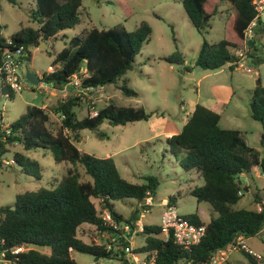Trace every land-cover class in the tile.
Returning a JSON list of instances; mask_svg holds the SVG:
<instances>
[{
	"label": "trees",
	"instance_id": "trees-1",
	"mask_svg": "<svg viewBox=\"0 0 264 264\" xmlns=\"http://www.w3.org/2000/svg\"><path fill=\"white\" fill-rule=\"evenodd\" d=\"M180 1L191 23L203 37L211 17L220 7L227 5L230 8L224 19L223 38L213 43L203 39L194 64L205 70H217L228 64L229 69L234 70L238 62L234 52L243 48V31L256 15L253 0ZM81 2L35 0V8L31 12L35 27H21L9 38L0 34V63L6 49L14 50L19 46L23 47L25 54L22 63L30 60V47H37L40 42L54 39L61 31L74 28L81 21ZM257 29L264 34V20L260 17L257 18L254 33ZM150 33L151 27L146 21H141L132 31L121 24L107 29L95 26L84 28L56 53L50 66L56 69L43 72L39 82L61 89L72 75L84 69L82 87L115 84L132 68L135 56ZM254 33L251 43H247L246 57L253 56ZM163 59L170 64H184V58L178 51ZM263 60V57L254 56L252 61L258 64ZM120 88L126 95H136L125 82ZM5 94L9 98L14 96L11 89ZM80 103L81 95L72 93L51 106L50 111L61 116L56 133L48 126L49 111L35 105H28L9 125V134L3 140L0 133V155L8 151V144L19 143L25 150L48 149L55 162L66 161L72 165L50 188L40 187L17 193L12 207L0 206L2 247L10 250L23 245L26 248L16 255L7 254L17 264H76L72 251L89 253L95 259L112 257L103 244L83 240L82 236L86 233L83 225L99 231L107 230L100 218L102 209H107L117 223L138 220L139 207L124 217L115 210L113 202L129 198L140 203L152 196L156 188L154 177H146L144 183L129 182L120 175L112 157H96L75 145L82 129L95 130L104 121L111 125H124L148 120L153 112H147L141 106H121L109 101L97 110L95 116L78 118L74 108ZM249 109L251 118L262 125L259 139L261 155L242 140L239 130L219 126L218 111L199 103H196L178 133L165 138L175 155L177 151L184 150L179 161L182 169L194 170L203 178V184L192 188L190 194L197 202L207 203L215 215L206 223L197 212L183 216L192 223L205 225L201 241L190 248L177 244L172 234L164 239L158 224H144L141 234L145 242L135 250L155 251L154 264H174L182 259L189 260L190 264H209L213 253L235 244V237L242 235L249 238L264 228V202L260 211L234 207L241 197L237 194L238 190L243 193L240 175L249 174L252 167L257 166L264 177V85L259 76L256 77ZM12 159L27 175L36 179L41 177L36 160L16 151ZM173 199L170 196L168 202L173 204ZM97 200L99 207L95 203ZM254 201L257 202L255 198ZM241 252L247 258L246 264H262L245 251Z\"/></svg>",
	"mask_w": 264,
	"mask_h": 264
},
{
	"label": "rangeland",
	"instance_id": "rangeland-1",
	"mask_svg": "<svg viewBox=\"0 0 264 264\" xmlns=\"http://www.w3.org/2000/svg\"><path fill=\"white\" fill-rule=\"evenodd\" d=\"M13 1L0 0V34L5 38H9L21 27L36 26L31 17L35 0ZM80 11L81 21L74 28L65 29L54 39L47 40L45 48H29L30 60L22 63L21 76H25V69L35 72L39 77L48 71L56 53L84 28L95 26L107 29L121 24L126 30L132 31L141 21H146L151 27V33L135 56L131 69L118 78L115 84H108L102 90L90 93L74 91L73 94L81 95L80 105L74 108L77 117L88 115L92 108L89 95L92 94V97L96 98L93 105L95 110L113 101L121 106H141L145 111L153 112L150 116L152 119L167 117L181 124L194 101L206 107L217 103L214 86L224 85L230 92L218 106L219 126L239 130L242 140L262 154L259 144L262 125L251 118L249 109L256 77L259 76L264 85V60L258 64L252 61L254 56L264 58V34L259 29L254 33V47L251 48L253 56L246 57L242 62V66L250 68L251 72L240 67L230 70L228 64L217 70H205L196 66L195 60L203 39L213 43L223 38L225 15L230 11L227 5H222L211 17L204 37L191 23L180 0H82ZM174 51L182 54L184 64H170L163 59ZM186 67L189 69L186 70ZM81 75L83 72H80ZM124 82L136 95L123 93L120 85ZM9 90L0 76V115L5 126L14 122L28 105H44L49 111L48 126L53 132L58 131L61 116L50 109L57 101L67 97L68 92L60 94L58 89H50L44 82L33 85L28 81H25V87L14 93L12 98L6 97L5 93ZM220 96L223 98V94ZM152 126L149 119L124 125H111L104 121L95 130L82 129L75 145L79 150L96 157H112L120 175L129 182L144 183L148 176L157 180L150 200L147 197L139 203L126 198L113 202L115 210L124 217H128L131 211L139 207L140 223L159 224L163 203L173 196V204L178 214L185 216L197 212L203 222H208L215 213L207 203L197 202L190 194L192 188L203 184V178L194 170L182 169L179 161L184 150L177 151L176 155L172 153L165 137H151L152 131H155ZM7 149L2 159L11 160L15 151L20 152L39 163L41 177L36 179L27 175L14 163L1 164L0 206L12 207L17 193L33 191L40 187L50 188L66 174L69 167H72L66 161L55 162L48 149L25 150L19 143L8 144ZM256 167L253 166L249 174L240 175L243 195L234 205L235 208L257 210L258 204L262 207L264 177ZM248 179L250 188L247 186ZM245 187L248 189L245 190ZM254 198L260 203L255 202ZM95 203L99 207L98 200ZM84 228V241L103 242V232L92 226L85 225ZM133 241V246L139 248L144 244L145 237L139 233L133 237ZM244 241L262 257L260 262L264 264V228L259 234L245 238ZM226 254L232 264L247 262L246 256L238 249H228ZM143 255V251L137 252L139 258ZM71 256L76 264L95 260L91 254L84 252L72 251ZM99 261L103 264H128L114 256L101 258Z\"/></svg>",
	"mask_w": 264,
	"mask_h": 264
},
{
	"label": "built area",
	"instance_id": "built-area-1",
	"mask_svg": "<svg viewBox=\"0 0 264 264\" xmlns=\"http://www.w3.org/2000/svg\"><path fill=\"white\" fill-rule=\"evenodd\" d=\"M254 7L256 10V15L253 20L248 24V26L243 31V41L244 46L241 49L236 50L234 53L238 59L237 67L244 69L247 72L252 70L248 67H243L242 62L246 59L247 43L251 39L254 33V26L256 25L257 18H262L264 16V0H253ZM23 47L19 46L14 50L6 49L3 53V58L0 63V75L4 83L14 92H20L25 87V76L20 73V67L22 65V57L24 56ZM58 67V66H57ZM56 67H50L49 71L52 72ZM80 72L83 75L80 76ZM41 76V75H40ZM84 76V69H81L77 74L72 75L69 78V82L66 85L72 86L75 93L83 92L90 93L93 91H99L104 88V86L96 87H82L81 77ZM39 77V76H38ZM40 83V82H39ZM74 93V92H73ZM77 95V94H76ZM6 97H8L6 95ZM92 108L88 111L89 116H95L97 110L93 108L96 98L89 95ZM0 133H2V140L5 136L9 134V126H5L2 122V116L0 115ZM3 155H0V165L6 164L10 165L14 163V160L2 159ZM237 194L242 196V190H238ZM147 198V197H146ZM151 199V196H148ZM150 203V202H149ZM257 210L260 211L261 207L258 204ZM100 218L103 225L107 228L105 231H101L102 236H104L103 242H96L98 244H103L106 251L110 252L112 256L123 258L128 264H154L156 252L155 251H143L144 255L142 258L137 256L135 247L133 246V237L141 233L144 229V224L139 222V219L134 222L122 221L117 223L111 213L107 209H102L100 212ZM159 227L161 235L164 239H167L170 234L174 237L177 244L184 248H190L197 245L205 233L204 224H195L185 219L182 215L178 214L174 204L165 201L163 203V210L160 215ZM242 235L235 237V244H229L226 248L220 249L213 253L210 258L209 264H223L226 262V250H243L246 253L253 256L256 260L260 261L262 257L250 249ZM3 240L0 239V264H17L15 259L8 257L7 254L16 255L26 248L22 246L14 247L10 250L3 248ZM100 259H95L94 261L87 262L85 264H103L99 261ZM174 264H190L189 260L182 259Z\"/></svg>",
	"mask_w": 264,
	"mask_h": 264
},
{
	"label": "crops",
	"instance_id": "crops-1",
	"mask_svg": "<svg viewBox=\"0 0 264 264\" xmlns=\"http://www.w3.org/2000/svg\"><path fill=\"white\" fill-rule=\"evenodd\" d=\"M38 76V75H37ZM43 82H40L39 84H42ZM255 84H256V79H255ZM47 86L50 88V89H55L53 87H51L50 85L47 84ZM215 88V91H216V94L217 95V103H214L212 105L209 106V108L211 109H214L216 111H218V106H220L221 102H223L225 100V97H226V94H228L230 92V89L227 87V86H224V85H218V86H214ZM59 93L63 94L64 92H68L69 94H72L74 92V88L72 86H69V85H66L64 86L63 88L61 89H58ZM223 94V98H221L220 95ZM66 94V93H65ZM196 101L193 102L192 104V108L191 110L189 111L188 115L193 111L195 105H196ZM44 106V105H43ZM41 106V107H43ZM187 115V117H188ZM186 117V118H187ZM149 120H151V124L153 125V129L155 131H152L153 134L151 135V137H169L173 134H176L178 133V131L181 129V127L183 126V124L185 123L186 119L181 123V124H178L177 121L173 120V119H169L167 117H156L154 119H152L151 117L149 118ZM257 170H258V167H256ZM242 175V174H241ZM248 183V187L250 188V181L248 179L247 181ZM247 188V187H246ZM248 189V188H247ZM141 210H142V207H141ZM85 225H83L84 227ZM88 226V225H87ZM83 237V236H82ZM228 257L226 258V262L225 263H228ZM223 263V264H225ZM232 264V263H231Z\"/></svg>",
	"mask_w": 264,
	"mask_h": 264
},
{
	"label": "water",
	"instance_id": "water-1",
	"mask_svg": "<svg viewBox=\"0 0 264 264\" xmlns=\"http://www.w3.org/2000/svg\"><path fill=\"white\" fill-rule=\"evenodd\" d=\"M251 43V39L248 40V44ZM39 47H46L45 42H40L39 43ZM25 74V79L30 82L33 85H37L39 83L40 77L37 76V74L33 71H30L29 69H25L24 71ZM240 183V182H239ZM245 190H247V188L245 187ZM144 201V199L142 200V202Z\"/></svg>",
	"mask_w": 264,
	"mask_h": 264
}]
</instances>
